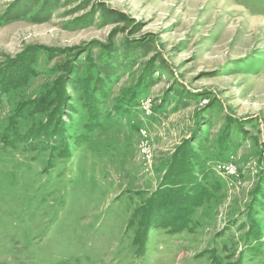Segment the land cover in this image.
<instances>
[{"label": "rangeland", "instance_id": "1", "mask_svg": "<svg viewBox=\"0 0 264 264\" xmlns=\"http://www.w3.org/2000/svg\"><path fill=\"white\" fill-rule=\"evenodd\" d=\"M0 264H264V0H0Z\"/></svg>", "mask_w": 264, "mask_h": 264}, {"label": "trees", "instance_id": "2", "mask_svg": "<svg viewBox=\"0 0 264 264\" xmlns=\"http://www.w3.org/2000/svg\"><path fill=\"white\" fill-rule=\"evenodd\" d=\"M191 172L192 171L188 170H182L179 172L172 171V175L167 178V186L157 192L156 196L149 201V204L146 208H142L141 228L147 229L151 225L150 221H152V215H155L153 214L155 213V211L159 212L156 213L157 219L154 222V225L156 226H164L168 228L171 227L172 230L176 231L188 227L190 217L195 208H197L201 204L203 197L198 194L200 192L198 188L193 190L192 187L195 182L194 180H192L193 178L188 176L187 180H183L188 174H193ZM178 175H180L181 177L180 180L177 178ZM179 191L182 193V195L181 193H178ZM159 200L161 201V203H167L170 206H177H175L174 210L172 209L168 211L169 214L166 215L163 214L164 208L162 206L158 209L155 207ZM137 214L139 215V213ZM136 240L138 243L141 242L139 235L137 236Z\"/></svg>", "mask_w": 264, "mask_h": 264}, {"label": "built area", "instance_id": "3", "mask_svg": "<svg viewBox=\"0 0 264 264\" xmlns=\"http://www.w3.org/2000/svg\"><path fill=\"white\" fill-rule=\"evenodd\" d=\"M141 148H142L143 158L145 159L146 163H149L152 159L153 152L148 138H145L142 141ZM223 168L225 169V172H227L228 174L233 175L235 173L234 168L231 164H225L223 165Z\"/></svg>", "mask_w": 264, "mask_h": 264}]
</instances>
